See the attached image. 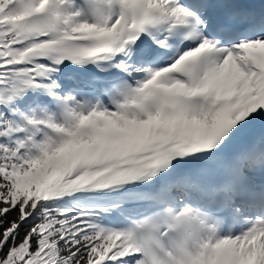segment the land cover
Segmentation results:
<instances>
[{"label": "snow or ice", "instance_id": "6c2138e0", "mask_svg": "<svg viewBox=\"0 0 264 264\" xmlns=\"http://www.w3.org/2000/svg\"><path fill=\"white\" fill-rule=\"evenodd\" d=\"M0 264H264V0H0Z\"/></svg>", "mask_w": 264, "mask_h": 264}]
</instances>
